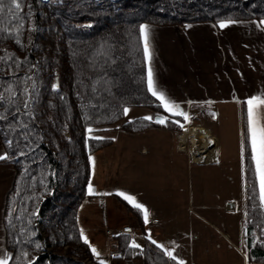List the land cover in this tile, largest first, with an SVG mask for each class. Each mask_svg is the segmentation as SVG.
Instances as JSON below:
<instances>
[{"label": "trees", "instance_id": "obj_1", "mask_svg": "<svg viewBox=\"0 0 264 264\" xmlns=\"http://www.w3.org/2000/svg\"><path fill=\"white\" fill-rule=\"evenodd\" d=\"M251 20H264V0H0V164L15 171L3 213L8 264H100L81 239L89 157L110 146L115 131L160 126L123 121L125 108L167 117L168 130L186 126L148 91L140 27ZM242 137V237L249 261L264 263V207L245 111ZM116 243L123 260L169 263L160 250L130 247V236Z\"/></svg>", "mask_w": 264, "mask_h": 264}, {"label": "crops", "instance_id": "obj_2", "mask_svg": "<svg viewBox=\"0 0 264 264\" xmlns=\"http://www.w3.org/2000/svg\"><path fill=\"white\" fill-rule=\"evenodd\" d=\"M260 22H224L228 23V27L223 29L219 24L212 23L184 27L146 25L151 53L150 61L145 59L147 79L151 70L157 90L191 117L193 127L206 130L216 141L214 156L210 161L194 162L198 170L195 208L203 226L212 221L219 228L155 229L158 223L161 224L159 215L148 213L151 222L148 229H144L145 220H140L144 219L143 213L136 208L133 212L138 222L131 225L132 242L139 245V249L160 250L168 264H264L249 261L242 237L246 189L242 159V114L245 111L247 115V99L264 93V25ZM260 113V121L264 125V107H261ZM151 130L161 132L165 129L160 125L146 131ZM114 133L126 134L119 130ZM146 152L142 150V153ZM180 154L186 160L185 155ZM0 156H5L1 140ZM206 172L208 176L203 178ZM14 174L12 166L0 164V259L8 258V261L10 254L4 242L3 213ZM219 181H223L230 191L222 206L217 203L215 185ZM205 183L208 188L204 186ZM97 196L99 194L95 193V197H88L86 203L93 204L95 200L105 199ZM125 206L134 208L129 202ZM121 208L119 204L118 209ZM128 210L127 216L132 217L131 210ZM219 210H222L224 217L216 214ZM85 216L90 217L88 213ZM108 217L105 214L106 222ZM102 230L84 231L89 244L96 249L99 261L104 264H134L137 261L124 262L117 257H109ZM98 240L99 244L105 245V251H99ZM156 244L161 247L158 248ZM165 252H171L175 259L166 256Z\"/></svg>", "mask_w": 264, "mask_h": 264}, {"label": "rangeland", "instance_id": "obj_3", "mask_svg": "<svg viewBox=\"0 0 264 264\" xmlns=\"http://www.w3.org/2000/svg\"><path fill=\"white\" fill-rule=\"evenodd\" d=\"M128 110L123 121L150 115V112L143 108H128ZM189 127H193L191 122L186 123L180 132L164 128L165 130L161 132L151 130L133 135L111 133L109 136L113 139L112 144L92 158L90 184L96 195L99 194L97 197L105 199L95 200V203H86L81 207L80 213L84 221L83 232L86 229H103L109 257H111L110 245L115 246L118 252L119 250L116 240L114 242L108 240L105 231H117L125 225L132 228L131 225H136L138 222L133 215L134 209L128 207L133 216H127L129 210L125 205L128 201L117 193L134 197L135 201L143 205L148 213L159 215L161 224L158 223L155 229L219 228L212 221H208L210 224L206 223L203 226L197 217L198 211L195 204L198 192L196 186L198 170L188 152L177 150L179 136ZM142 150L147 152L144 154ZM180 153L185 155L186 160ZM206 176L208 172L203 178ZM204 186L208 188L207 183ZM215 186L219 200L217 203L222 206V202L228 197L230 191L223 181H219ZM95 193L93 196L88 194V197H95ZM119 204L123 211L122 208L118 209ZM97 205H99L98 208ZM87 213L90 215L88 218L85 216ZM105 214L109 216L107 222ZM216 214L225 216L222 210L217 211ZM140 220L144 221V219ZM150 220L148 216L144 229H148ZM98 248L99 251L106 250L103 244H99ZM117 258L124 262L131 261V259H121V255ZM84 263L93 264L86 259ZM134 264L141 263L137 260Z\"/></svg>", "mask_w": 264, "mask_h": 264}, {"label": "snow or ice", "instance_id": "obj_4", "mask_svg": "<svg viewBox=\"0 0 264 264\" xmlns=\"http://www.w3.org/2000/svg\"><path fill=\"white\" fill-rule=\"evenodd\" d=\"M16 8L20 7L19 3L15 4ZM261 25H264V21L260 22ZM219 27L221 29L228 27V23L221 22L219 24ZM140 33L144 40V57L146 60L150 61L151 59V53L149 48V38H148V28L146 25H142L140 27ZM19 43V41H17ZM147 86L148 91L154 96L157 100L160 101L162 107L164 108V111L169 113V115H175L180 116L183 118L184 121L190 122L191 117L186 113L183 112L180 109V106L178 104H174L173 102L169 101L165 95L158 91L157 88L154 86V81L152 77V72L149 70L148 72V79H147ZM247 105V144L251 151V161L254 163L255 166V176L256 179L259 182L260 187V201L261 204L264 205V125L261 124L260 121V109L261 107H264V93H261L260 95L253 96L245 101ZM128 109H124V114L127 115ZM215 116V114H213ZM143 119L149 120L152 122H155L157 124L166 125L167 117H144ZM174 124H179V121H172ZM180 127H184L183 124L179 125ZM93 131L92 128H88L87 132L91 133ZM91 138V137H90ZM96 139H102L101 137H95ZM244 144L242 143V159H243V153L245 151ZM6 157L0 156V159H5ZM90 162L92 161V157H89ZM89 195H93L94 191L89 184ZM117 195L122 196L126 201L129 202L134 208L138 209L140 212L144 215L145 223L148 222V211L144 208L143 205L135 201L134 197H131L129 195H126L124 193H117ZM247 235V233H246ZM81 239L85 244H88V240L85 237L83 231L81 232ZM154 244L155 241H152ZM156 246L159 248L161 245L156 244ZM41 247L40 244H36V248L39 249ZM91 247V246H90ZM132 248H138L139 245L133 243L130 245ZM94 255H98L95 248L91 249ZM165 255L175 259V257L172 256L171 252H165ZM0 264H8V258L0 259ZM34 264V261H33ZM100 264H103V261H100Z\"/></svg>", "mask_w": 264, "mask_h": 264}, {"label": "bare ground", "instance_id": "obj_5", "mask_svg": "<svg viewBox=\"0 0 264 264\" xmlns=\"http://www.w3.org/2000/svg\"><path fill=\"white\" fill-rule=\"evenodd\" d=\"M177 141V145L180 143L177 150L188 152L193 162L205 163L214 156L216 141L206 130L197 127L186 128Z\"/></svg>", "mask_w": 264, "mask_h": 264}, {"label": "built area", "instance_id": "obj_6", "mask_svg": "<svg viewBox=\"0 0 264 264\" xmlns=\"http://www.w3.org/2000/svg\"><path fill=\"white\" fill-rule=\"evenodd\" d=\"M180 146V143L178 144V147ZM106 237L108 240L115 241L117 237H122L124 235L130 236L133 238V231L132 228L129 225L123 226L121 229L117 231L112 230H106L105 231ZM110 254L112 257H120V253L117 251L116 247L114 248L110 245Z\"/></svg>", "mask_w": 264, "mask_h": 264}, {"label": "water", "instance_id": "obj_7", "mask_svg": "<svg viewBox=\"0 0 264 264\" xmlns=\"http://www.w3.org/2000/svg\"><path fill=\"white\" fill-rule=\"evenodd\" d=\"M157 117H160V116H156V117H154V119L157 118ZM158 125H161V124H158Z\"/></svg>", "mask_w": 264, "mask_h": 264}]
</instances>
